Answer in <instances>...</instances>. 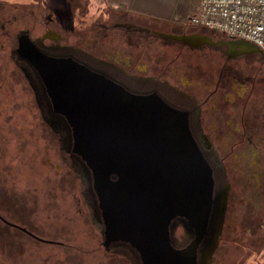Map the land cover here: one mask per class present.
Instances as JSON below:
<instances>
[{
  "label": "flooded vegetation",
  "instance_id": "1",
  "mask_svg": "<svg viewBox=\"0 0 264 264\" xmlns=\"http://www.w3.org/2000/svg\"><path fill=\"white\" fill-rule=\"evenodd\" d=\"M39 2L30 0L28 3L42 9ZM123 16L117 20L110 15L99 17L96 26L103 25L106 29L99 41L81 38L70 43L61 35H58V40H53L50 36L54 32L49 30L46 22L45 31L38 36H33L28 29L20 30L16 42L19 33L26 31L30 41L45 55L71 59L131 94H155L171 108L186 113L191 135L211 169L212 195L219 199L226 194L222 231L211 264H225L233 244L239 251L232 256V264H264V83L257 82L256 76H247L250 70L261 74L264 60L259 56L237 55L229 49L230 42L234 40L188 22L175 27L154 22L151 26L145 21L122 20ZM104 17L107 22L102 24ZM91 26L95 28V25ZM114 36L116 42L112 40ZM183 37L191 40L205 37L212 43L195 46L178 39ZM221 42L224 44L218 45ZM102 43L110 45L113 52H108V55L102 53L109 49L104 46L99 49ZM16 48L17 43L11 57L18 58ZM18 60L27 66V70L24 67L20 69L34 90L40 117L57 137L61 150L67 155L63 159L79 181V197L98 223L105 264H142L138 252L129 243L115 240L105 245L104 225L93 178L85 163L72 151L71 128L62 115L53 111L35 70L27 61ZM239 89H242L240 93ZM7 192L0 189V203L8 205L5 207L9 209L14 195ZM15 210L19 217L24 215L22 208L15 207ZM0 222L41 240L27 229L10 223L1 212ZM184 222L175 218L169 226L174 249L185 248L194 239L192 231L184 227ZM237 229L239 233L236 235ZM42 242L56 246L63 244L57 240ZM53 254H62L57 264H75L74 254L69 256L63 251ZM197 262L201 264L199 255Z\"/></svg>",
  "mask_w": 264,
  "mask_h": 264
},
{
  "label": "water",
  "instance_id": "2",
  "mask_svg": "<svg viewBox=\"0 0 264 264\" xmlns=\"http://www.w3.org/2000/svg\"><path fill=\"white\" fill-rule=\"evenodd\" d=\"M178 39L195 46L212 43L205 37ZM15 51L35 70L53 111L71 128L72 151L93 178L105 245L129 243L142 264H198V255L201 264H211L226 194L212 195L211 169L187 114L155 94H131L71 59L45 55L26 31L19 33ZM252 52L264 57L255 46ZM175 218L194 235L182 249L171 244Z\"/></svg>",
  "mask_w": 264,
  "mask_h": 264
},
{
  "label": "rangeland",
  "instance_id": "3",
  "mask_svg": "<svg viewBox=\"0 0 264 264\" xmlns=\"http://www.w3.org/2000/svg\"><path fill=\"white\" fill-rule=\"evenodd\" d=\"M29 1L0 0V189L14 195L12 208L0 203V212L10 223L41 240L0 222V264H57L62 254L54 255L56 251L74 254L75 264H105L100 228L79 197L81 186L63 159L66 153L39 115L34 90L20 69L27 70V66L11 57L16 36L27 29L38 36L48 22L53 40L61 35L70 43L81 38L99 41L106 30L103 25L96 26L103 14L114 20L126 14L122 20L175 27L185 22L187 9L181 0H35L42 9ZM106 22L104 17L101 23ZM112 40L116 42L115 36ZM99 46L110 47L104 43ZM108 52L113 50L102 53ZM247 76H256L257 82L264 83V70L261 74L250 70ZM15 207L22 208L25 216L19 217ZM235 232L237 235L239 230ZM51 240L63 244L42 242ZM238 251L233 244L225 264H232Z\"/></svg>",
  "mask_w": 264,
  "mask_h": 264
},
{
  "label": "built area",
  "instance_id": "4",
  "mask_svg": "<svg viewBox=\"0 0 264 264\" xmlns=\"http://www.w3.org/2000/svg\"><path fill=\"white\" fill-rule=\"evenodd\" d=\"M186 20L264 53V0H181Z\"/></svg>",
  "mask_w": 264,
  "mask_h": 264
},
{
  "label": "crops",
  "instance_id": "5",
  "mask_svg": "<svg viewBox=\"0 0 264 264\" xmlns=\"http://www.w3.org/2000/svg\"><path fill=\"white\" fill-rule=\"evenodd\" d=\"M219 34V33H218ZM220 35V34H219ZM230 51H233V53L239 55H251V56H259L260 59L264 60V57L261 56L258 53H253L252 51H254V46H252L250 43L247 42H236V40H234V42H230ZM253 54V55H252ZM257 61V60H256ZM255 61L254 65H258V63ZM254 62V61H253ZM242 91V89H239V93Z\"/></svg>",
  "mask_w": 264,
  "mask_h": 264
}]
</instances>
